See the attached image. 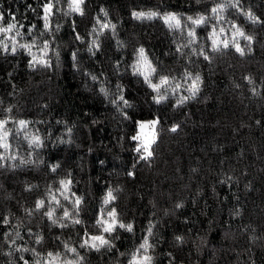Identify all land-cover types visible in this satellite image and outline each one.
Listing matches in <instances>:
<instances>
[{
  "label": "trees",
  "instance_id": "trees-1",
  "mask_svg": "<svg viewBox=\"0 0 264 264\" xmlns=\"http://www.w3.org/2000/svg\"><path fill=\"white\" fill-rule=\"evenodd\" d=\"M0 264H264V0H0Z\"/></svg>",
  "mask_w": 264,
  "mask_h": 264
},
{
  "label": "rangeland",
  "instance_id": "rangeland-1",
  "mask_svg": "<svg viewBox=\"0 0 264 264\" xmlns=\"http://www.w3.org/2000/svg\"><path fill=\"white\" fill-rule=\"evenodd\" d=\"M139 124H140V126H139L138 133H140V130H141V134L143 135L142 142L144 144H146V143L148 144L151 141L152 137H153L152 136V131H153V126H154V121L153 120H146V121L140 122Z\"/></svg>",
  "mask_w": 264,
  "mask_h": 264
}]
</instances>
